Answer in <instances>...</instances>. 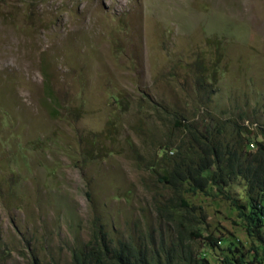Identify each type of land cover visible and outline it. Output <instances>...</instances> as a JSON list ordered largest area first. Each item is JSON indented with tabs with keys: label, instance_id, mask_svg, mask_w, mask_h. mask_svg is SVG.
Here are the masks:
<instances>
[{
	"label": "rangeland",
	"instance_id": "rangeland-1",
	"mask_svg": "<svg viewBox=\"0 0 264 264\" xmlns=\"http://www.w3.org/2000/svg\"><path fill=\"white\" fill-rule=\"evenodd\" d=\"M190 129L245 155L264 141V0H0V264H69L99 225L253 258L216 187L158 209ZM223 191L244 202L240 177Z\"/></svg>",
	"mask_w": 264,
	"mask_h": 264
},
{
	"label": "trees",
	"instance_id": "trees-1",
	"mask_svg": "<svg viewBox=\"0 0 264 264\" xmlns=\"http://www.w3.org/2000/svg\"><path fill=\"white\" fill-rule=\"evenodd\" d=\"M189 131L196 147L191 144L181 150L180 157L177 153L172 167L165 169L159 177L173 194L170 202L158 205L159 211L174 214L178 209L189 208L182 196L183 186L190 192H203L209 185L216 187L230 200L248 234L259 246L252 245L254 255L247 261L234 247L229 251L231 255H224L221 264H264V141L257 142L256 151L245 155L228 143L219 144L211 136ZM246 145L250 147L249 142ZM238 177L244 181L243 203L223 191L225 184ZM145 237L139 242L127 238L114 243L107 238L101 225L95 226L83 246L71 249L69 264H207L204 258L191 257L187 244L180 238L167 243L160 237L154 238L149 234ZM214 242L211 240L212 244Z\"/></svg>",
	"mask_w": 264,
	"mask_h": 264
},
{
	"label": "built area",
	"instance_id": "built-area-1",
	"mask_svg": "<svg viewBox=\"0 0 264 264\" xmlns=\"http://www.w3.org/2000/svg\"><path fill=\"white\" fill-rule=\"evenodd\" d=\"M250 146L252 147L253 145H252V144H250Z\"/></svg>",
	"mask_w": 264,
	"mask_h": 264
},
{
	"label": "bare ground",
	"instance_id": "bare-ground-1",
	"mask_svg": "<svg viewBox=\"0 0 264 264\" xmlns=\"http://www.w3.org/2000/svg\"><path fill=\"white\" fill-rule=\"evenodd\" d=\"M34 94V93H33Z\"/></svg>",
	"mask_w": 264,
	"mask_h": 264
}]
</instances>
